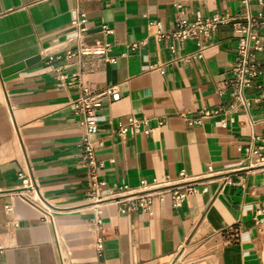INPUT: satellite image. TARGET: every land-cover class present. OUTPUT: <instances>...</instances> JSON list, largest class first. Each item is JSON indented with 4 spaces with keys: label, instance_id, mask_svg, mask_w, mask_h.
I'll use <instances>...</instances> for the list:
<instances>
[{
    "label": "crops",
    "instance_id": "0c3cea01",
    "mask_svg": "<svg viewBox=\"0 0 264 264\" xmlns=\"http://www.w3.org/2000/svg\"><path fill=\"white\" fill-rule=\"evenodd\" d=\"M249 13L259 75L244 91L247 107L232 108L234 23ZM82 15L83 33L74 26ZM215 16L234 21L198 39L171 37L178 23ZM83 88L117 94L96 110L90 137L102 194L182 175L200 180L199 193L181 208L156 200L152 216L109 205L95 224L86 131L72 109ZM204 110L217 114L201 119ZM130 118L146 125L121 136ZM256 137L264 140V0H0V264H264ZM22 172L53 223L17 194Z\"/></svg>",
    "mask_w": 264,
    "mask_h": 264
},
{
    "label": "built area",
    "instance_id": "2783aa9c",
    "mask_svg": "<svg viewBox=\"0 0 264 264\" xmlns=\"http://www.w3.org/2000/svg\"><path fill=\"white\" fill-rule=\"evenodd\" d=\"M247 6L250 0H242ZM234 19L226 16H215L211 19H198L193 24L178 23L176 30L171 37L176 41H186L189 39H198L200 36H209L221 24H228ZM86 17L82 15L81 19L74 22L81 33L86 31ZM235 32L240 36L238 42L237 57L232 69V79L226 83V86L231 88L232 93V108L238 106L247 107L245 97V89L249 87L252 80L259 75L260 64L257 61L256 54L260 51V43L258 36V19L247 14L243 21L234 23ZM106 33L112 34V31L106 29ZM163 37V36H162ZM96 54H103L104 50L95 51ZM106 99L115 101L117 99L116 89H108L100 94L92 93L88 88L82 89L81 97L78 101L72 104V109L76 117L80 118V124L85 128V135L82 140V147L86 150L87 160L90 166V199L91 205L95 211L94 222L97 225H102L104 209L109 205H115L121 215H128L134 212H141L152 216L154 214V203L156 200L164 201L167 196H170L174 207L181 208L186 199L192 195L199 193L197 188L199 179H189L182 175L181 179L174 181L166 179L163 182H153L151 184L142 181L137 188H131L127 185L117 187L115 191L107 194H102L101 189L105 183L97 174V159L95 149L90 137L98 131V125L95 120V112L100 108ZM214 114L210 111H202L201 119L213 117ZM192 124V121L190 122ZM146 123L143 121L130 118L129 125L120 126L118 133L125 136L128 133H134ZM145 132H149L146 130ZM257 145L250 148L251 156L256 158L254 165H264V140L256 137ZM253 166V165H252ZM21 187L17 191L19 197L25 200L30 205L40 208L45 219L54 222V213L48 200L43 197L38 188V184L30 175L25 172L19 174ZM7 211H10V206H6ZM18 225L15 224V227ZM104 240L102 237H97L96 248L102 250Z\"/></svg>",
    "mask_w": 264,
    "mask_h": 264
},
{
    "label": "water",
    "instance_id": "95a60500",
    "mask_svg": "<svg viewBox=\"0 0 264 264\" xmlns=\"http://www.w3.org/2000/svg\"><path fill=\"white\" fill-rule=\"evenodd\" d=\"M39 60H40V57H36V58L30 59V60H28V61H25V62H23V63H19L18 65H15V66H13V67H10V68L4 70V71L2 72V75H3L4 77H6V76H9V75L14 74V73H16V72H19V71L25 69L26 67H29V66L34 65V64H35L36 62H38Z\"/></svg>",
    "mask_w": 264,
    "mask_h": 264
}]
</instances>
